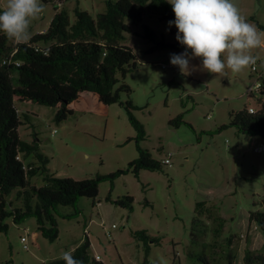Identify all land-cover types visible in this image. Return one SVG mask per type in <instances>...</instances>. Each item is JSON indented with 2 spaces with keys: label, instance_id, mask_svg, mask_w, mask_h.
<instances>
[{
  "label": "rangeland",
  "instance_id": "374dc122",
  "mask_svg": "<svg viewBox=\"0 0 264 264\" xmlns=\"http://www.w3.org/2000/svg\"><path fill=\"white\" fill-rule=\"evenodd\" d=\"M108 1L68 0L64 7L72 21L79 7L92 16L106 11ZM44 12L33 21L31 36L45 31L54 15L53 3H44ZM242 16L257 27H264V0H233ZM7 0H0L4 10ZM156 15H145L140 22L126 20L130 31L124 44L130 46L139 68L130 72L125 83L130 94L121 100L137 107L134 116L144 125L147 137L141 146L154 159L171 164L163 171L143 170L139 178L133 173L119 177L111 193L112 201L130 196L133 212L107 201L111 191L108 181L100 183L98 197L81 198L77 218L70 206L58 208L59 238L50 242L37 229L35 218L16 225L13 217L4 220L8 232H0V264H51L62 253L72 252L86 234L91 241L90 257H101L104 264H243L248 249L264 252L263 234L256 226L249 227L252 211L264 209V151L258 152L264 140L239 134L236 128L215 131L230 122V114L245 106L257 109V96L248 95L250 66L239 73L230 70L226 77L203 70L201 60L190 74H181L170 63V55L185 50L150 51L155 43L144 38L145 26L157 35L158 41L178 42L175 25L169 27ZM191 50H189L190 52ZM264 60V46L251 50ZM165 66V68H163ZM22 126V140H38L40 152L49 159L48 168L57 178L83 180L108 175L125 169L139 157L136 136L125 107L111 105L106 116L75 113L67 120L55 121L56 109L36 103H17ZM184 114L190 124L174 127L170 120ZM211 116V117H209ZM212 132H214L212 134ZM42 186V177L32 179ZM17 190L8 197L15 200ZM203 203L197 210V205ZM15 206L18 202H14ZM10 210V208H8ZM146 231L158 243H145L134 233ZM27 238L29 249L24 248Z\"/></svg>",
  "mask_w": 264,
  "mask_h": 264
},
{
  "label": "trees",
  "instance_id": "16d2710c",
  "mask_svg": "<svg viewBox=\"0 0 264 264\" xmlns=\"http://www.w3.org/2000/svg\"><path fill=\"white\" fill-rule=\"evenodd\" d=\"M53 3L55 15L49 27L33 34L29 41L16 44L0 32V232L7 233L4 220L13 217L16 225L28 218H35L41 235L54 242L59 238L57 222L58 208L70 206L75 212L66 218H77L81 214L78 203L81 198L95 200L100 183L108 181L111 191L108 202L133 212L130 196L112 201L111 193L115 181L128 173L139 178L141 171H163V165L141 146L147 133L144 125L134 116L136 109L128 100L123 103L121 94L131 93V89L120 81L139 68L134 50L124 44L126 33L130 31L126 20L140 22L145 15H156L163 21L175 19L172 7L167 0H117L108 1L106 11L92 16L88 11L76 7L75 19L71 20L68 11L62 7L68 0H42ZM2 12V10H0ZM258 30L264 27L257 23ZM144 38L155 46L150 50H180L178 42L158 41L154 30L145 26ZM17 103H36L56 109L55 121L61 123L75 113L106 116L111 105L125 107L130 124L136 136L139 157L127 168L108 175L75 180L57 178L49 170V159L40 152L38 140L29 143L21 139L19 128L23 121ZM230 122L219 127L215 133L227 128L264 140V97L258 99L255 113L244 107L238 113L230 114ZM174 127L188 125L184 114L170 120ZM214 132H212L213 134ZM214 133V134H215ZM42 177V186H36L32 179ZM17 190L14 201L8 197ZM14 202H18L15 206ZM203 203L197 205V210ZM10 208V210H8ZM256 226L264 238V209L250 213L249 227ZM135 238L144 241L148 255L149 242L158 243L146 231L134 233ZM91 241L86 234L82 243L72 252L83 264H104L90 257ZM227 264H233L228 257ZM204 264H212L208 258H201ZM8 264V263H7ZM51 264H64L62 259ZM243 264H264V252L248 249Z\"/></svg>",
  "mask_w": 264,
  "mask_h": 264
},
{
  "label": "clouds",
  "instance_id": "9594fccd",
  "mask_svg": "<svg viewBox=\"0 0 264 264\" xmlns=\"http://www.w3.org/2000/svg\"><path fill=\"white\" fill-rule=\"evenodd\" d=\"M175 19V39L184 46L179 54L170 55V63L187 75L196 67L194 58L209 73L226 77L228 71L239 73L256 64L252 49L264 46V32L241 15L233 0H167ZM41 0H7L0 12V32L16 44L31 38V25L44 12ZM189 50H191L189 52ZM64 264H83L71 250L62 253Z\"/></svg>",
  "mask_w": 264,
  "mask_h": 264
},
{
  "label": "built area",
  "instance_id": "2783aa9c",
  "mask_svg": "<svg viewBox=\"0 0 264 264\" xmlns=\"http://www.w3.org/2000/svg\"><path fill=\"white\" fill-rule=\"evenodd\" d=\"M163 68H165V66H163ZM250 70H251L250 79H254V81L250 84V86L247 89L248 95L257 96L259 98L264 97V60L262 61L259 58H257L256 64L250 65ZM248 111L249 113H255L256 109L253 107H249ZM256 150L258 152L264 151V143L260 147L256 148ZM163 163H165L166 165H170L171 164L170 157L166 158L163 161ZM26 242H27V238L22 237V243L24 244V248L28 250L29 246ZM94 259L96 261H100L101 257L99 255H95Z\"/></svg>",
  "mask_w": 264,
  "mask_h": 264
},
{
  "label": "crops",
  "instance_id": "0c3cea01",
  "mask_svg": "<svg viewBox=\"0 0 264 264\" xmlns=\"http://www.w3.org/2000/svg\"><path fill=\"white\" fill-rule=\"evenodd\" d=\"M39 33H41V32H39ZM35 34H37V33H35ZM19 110V109H18ZM20 112V111H19ZM101 261V260H100Z\"/></svg>",
  "mask_w": 264,
  "mask_h": 264
}]
</instances>
